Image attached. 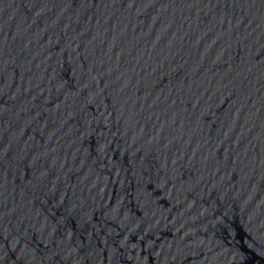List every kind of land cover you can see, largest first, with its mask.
Returning <instances> with one entry per match:
<instances>
[{"label": "water", "instance_id": "1", "mask_svg": "<svg viewBox=\"0 0 264 264\" xmlns=\"http://www.w3.org/2000/svg\"><path fill=\"white\" fill-rule=\"evenodd\" d=\"M0 264H264V0H0Z\"/></svg>", "mask_w": 264, "mask_h": 264}]
</instances>
